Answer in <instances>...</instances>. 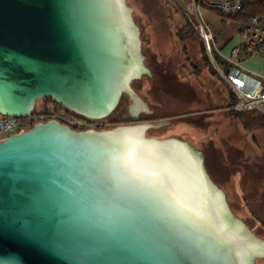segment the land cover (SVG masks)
I'll return each instance as SVG.
<instances>
[{"label":"water","instance_id":"obj_1","mask_svg":"<svg viewBox=\"0 0 264 264\" xmlns=\"http://www.w3.org/2000/svg\"><path fill=\"white\" fill-rule=\"evenodd\" d=\"M149 74L126 0H0V115L49 97L87 119ZM157 124L38 121L0 140V264H235L241 222L200 150ZM248 241L264 239L250 231Z\"/></svg>","mask_w":264,"mask_h":264},{"label":"rangeland","instance_id":"obj_2","mask_svg":"<svg viewBox=\"0 0 264 264\" xmlns=\"http://www.w3.org/2000/svg\"><path fill=\"white\" fill-rule=\"evenodd\" d=\"M126 4L132 9L139 29L144 65L149 71L131 83L152 110L139 111L137 117L149 114V122L128 119V98L123 94L108 116L90 119L92 122L85 124L75 119L77 125L72 128L115 127L122 113L132 124L167 122L157 128H147L146 135L159 139L178 137L200 150L206 171L223 191L229 210L251 232L264 239V116L229 110L221 100L229 88L205 49L188 0H126ZM200 10L210 30L215 21L206 16V11L222 20L213 10L205 7ZM254 58L264 62V57ZM213 59L220 64L217 55L213 54ZM251 62L244 60L243 68L264 76V68L257 64L252 65L259 69L247 66ZM54 105L49 97L37 100L32 111L34 119L24 129L48 120L47 107L65 109ZM259 264H264V260Z\"/></svg>","mask_w":264,"mask_h":264},{"label":"built area","instance_id":"obj_3","mask_svg":"<svg viewBox=\"0 0 264 264\" xmlns=\"http://www.w3.org/2000/svg\"><path fill=\"white\" fill-rule=\"evenodd\" d=\"M188 4L212 64L224 85L235 97L234 103L228 109L257 112L264 116V76L248 71L242 66V62L250 57H264V15L255 14L245 21H238L239 41L224 55L218 50L212 31L204 23L200 9L205 7L219 12L222 17H229L239 13L242 0H188ZM213 54L218 56L220 64L213 59ZM45 116L57 119L70 127L77 125L71 114H67L63 109H52ZM33 119L32 114L22 118L0 115V140L24 130Z\"/></svg>","mask_w":264,"mask_h":264},{"label":"crops","instance_id":"obj_4","mask_svg":"<svg viewBox=\"0 0 264 264\" xmlns=\"http://www.w3.org/2000/svg\"><path fill=\"white\" fill-rule=\"evenodd\" d=\"M205 14L210 20L215 21L211 31L214 36V42L218 50L220 51V53L227 55L230 48L236 45L239 41L237 32L238 21L231 18L222 20H219L218 18L216 19V17H214L209 11H206ZM248 60H252L251 63H248V67L252 69H259L256 66L252 65L257 64V66H259L261 69L264 68V62L260 59L250 57L248 58Z\"/></svg>","mask_w":264,"mask_h":264},{"label":"clouds","instance_id":"obj_5","mask_svg":"<svg viewBox=\"0 0 264 264\" xmlns=\"http://www.w3.org/2000/svg\"><path fill=\"white\" fill-rule=\"evenodd\" d=\"M233 231L240 241L239 246L233 248L231 252L235 264H259L264 260V241L260 243L248 241L250 230L246 224L238 222Z\"/></svg>","mask_w":264,"mask_h":264},{"label":"trees","instance_id":"obj_6","mask_svg":"<svg viewBox=\"0 0 264 264\" xmlns=\"http://www.w3.org/2000/svg\"><path fill=\"white\" fill-rule=\"evenodd\" d=\"M215 12H217V11H215ZM217 14H220V13L217 12ZM255 14L264 15V0H242V7H241V10L239 11V13H237L236 15L227 17V18L235 19L237 21H240V20L245 21L250 16L255 15ZM227 18L222 17V19H227ZM201 40H202V38H201ZM229 92H230L231 97H230V100L227 104L228 106L232 105L234 103V100H235V97L232 94V92L230 90H229ZM55 104L58 105L57 103H55ZM58 106L60 108H63L60 105H58ZM46 109L52 110L50 107H47ZM53 109H55V108H53ZM232 112L233 111H231V113ZM251 113H255V112H251Z\"/></svg>","mask_w":264,"mask_h":264},{"label":"flooded vegetation","instance_id":"obj_7","mask_svg":"<svg viewBox=\"0 0 264 264\" xmlns=\"http://www.w3.org/2000/svg\"><path fill=\"white\" fill-rule=\"evenodd\" d=\"M229 96H230V94H229V91H227V94H222V101L224 102V103H226V104H228V102H229ZM55 107L57 106L58 107V105H54ZM229 107V106H228ZM227 107V108H228ZM61 110V109H60ZM67 114H71V116H72V118H74V119H76L77 121H81V123L83 124H85V123H91L92 122V120H90V119H87V118H84V117H81V116H78V115H75V114H73V113H70L69 111H67L66 109H63ZM149 114L148 115H139L138 116V118H137V120H136V122L137 123H147V122H149ZM117 122H118V124L117 125H124V124H132V122H130V121H127V119H126V117H125V113H122L120 116H118L117 117ZM158 137V136H157Z\"/></svg>","mask_w":264,"mask_h":264}]
</instances>
